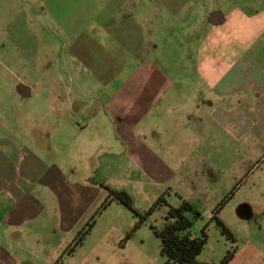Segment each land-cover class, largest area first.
<instances>
[{
  "label": "crops",
  "instance_id": "obj_1",
  "mask_svg": "<svg viewBox=\"0 0 264 264\" xmlns=\"http://www.w3.org/2000/svg\"><path fill=\"white\" fill-rule=\"evenodd\" d=\"M85 1L84 8L73 7L74 18L66 29L72 35L73 65L86 70L88 81L96 85L87 96L63 92L60 74L55 75L57 87L37 92L40 81L48 83L40 68L35 83L25 66L16 70L0 57L6 69L0 73V114L9 104L22 101L30 109L29 99L37 95L48 99L53 115L38 130L25 124L26 146L10 133L0 138V264H38L46 204L39 194L54 192L58 201L49 203L62 226L63 221H73L85 191L97 194L99 201L106 196L101 185L98 189L88 179L61 182L60 167L40 156L39 149L49 147V132L62 122L74 129L77 143L83 145L103 144L104 137L108 142L112 136L133 161L134 174L162 184L174 182L182 194L175 193L177 200L186 199L196 209L205 204L212 214L218 202H209V183L220 173L221 161L230 160V169L243 176L264 154L259 147L264 146V4L249 3L264 0H240L246 2L241 6L239 0H217L216 8L206 5L209 0ZM136 32L147 37L164 33L169 40L174 39L170 34H182L177 39L182 67L175 68L172 59L164 67L155 58L158 45L145 36L138 38ZM92 33L122 37L105 46ZM78 115L86 121L73 120ZM98 150L89 153L82 173L94 170ZM226 205L217 217L228 225L222 215ZM243 209L249 212V221L261 220L260 206L249 203ZM84 223L76 226L72 237ZM31 236L38 242L22 243L23 256L11 252L10 243ZM253 250L249 246V264L256 258ZM50 258L48 264L58 257Z\"/></svg>",
  "mask_w": 264,
  "mask_h": 264
},
{
  "label": "rangeland",
  "instance_id": "obj_2",
  "mask_svg": "<svg viewBox=\"0 0 264 264\" xmlns=\"http://www.w3.org/2000/svg\"><path fill=\"white\" fill-rule=\"evenodd\" d=\"M218 3L217 0H209L206 5L216 8L219 7ZM236 3L241 6L246 2L239 0ZM249 3L257 7L264 4L263 1ZM86 4L85 0H0V57L16 70L20 69V65L25 66L26 70H29L28 77L35 83L39 77L36 68H40L42 77H45L48 83L40 81L36 86L39 90L37 92H50L49 86L56 85L55 75L60 74L63 92H84L83 94L87 96L88 92L94 91L96 85L92 86V82L88 81L86 70H80L73 65L72 35L66 29L74 18L73 15L70 16L71 13H75L73 7L80 9ZM141 35L145 36L138 32L135 34L138 38H141ZM170 35L174 37L173 40H169L168 35L164 33H153L144 38L158 45L155 58L164 67L168 59H172L177 62L174 67L181 68L182 65L179 64L181 53L178 46L180 40L177 39H181L182 34ZM92 36L105 46L117 44L118 41H113V38L122 37L121 35L117 37V33L109 35L92 33ZM5 71V67L0 64V73L5 74ZM117 84L118 80L114 82V85ZM29 104L30 109L27 108L26 101L9 104L5 112L0 114V138L10 133L15 140L26 146V140L22 138L28 131L25 124L29 123L32 130L33 128L38 130V125L43 123V120L53 119L48 109V99L45 100L44 96H31ZM72 117L80 124L86 121L83 115ZM66 120L70 122L69 118ZM77 137L74 129L62 122L57 130L51 134L49 132L47 141L49 147L43 146L39 149L40 156L46 163L60 167L64 174L61 182L67 180L71 184H76L88 179L97 185L98 189L101 184H106L111 188L124 190L131 195L133 206L139 212L148 210L162 194H165L168 204L172 206L180 204V197L178 196L177 200L175 193L182 194L176 191V184L174 182H170L169 185L162 184L143 173L134 174L133 161L127 157L124 146L112 140V136L108 142L106 141L108 138L104 137L103 144L85 145L80 140L77 143ZM259 147L264 150V146ZM97 148L99 152L95 156L94 170L91 173L86 171L82 173L80 167L89 162L87 161L89 153ZM207 162L205 160V163ZM229 163L230 160H222L218 170L220 173L217 172L215 180L211 179L209 197L212 198L209 202L215 201L218 205L227 197L225 201L227 205L222 215L227 220L228 225H225L234 234L236 242L231 243L222 234L217 222L212 219L213 214L206 210L205 204L204 206L194 204L198 205L201 217L194 220L190 232L200 236L202 229H205L207 236L198 260L217 263L226 251L233 247L235 253L228 264H249L247 252L249 246H252L253 252L256 251V258L252 264H264V191H261L264 187V154L249 166V169L253 167L254 170L252 172L248 170L243 176H238L235 170L230 169ZM73 165L76 166V170ZM103 190L107 194L106 189H100L101 192ZM39 196L46 204L40 221L42 233L39 235V245L42 254L40 253L36 261L38 264H48L51 256L59 257L73 239L76 226L86 223L102 200L99 201L97 194L85 191L79 207L74 212L73 221H63L62 226L57 222L56 212L50 205L53 200L58 201L54 192L47 190ZM249 203L262 208L261 220L249 221V212L243 209L244 205ZM167 209L168 206L165 204L154 209L146 222L122 244L137 218L128 207L113 201L96 216V223L83 244L78 246L73 254L65 255L57 264H164L165 257L161 256L159 251V238L151 226L157 228L162 226ZM36 242H38L36 238L31 236L20 242L10 243L9 248L16 255L23 256L22 250L19 249L22 243L33 246ZM54 261L53 259L51 264Z\"/></svg>",
  "mask_w": 264,
  "mask_h": 264
},
{
  "label": "trees",
  "instance_id": "obj_3",
  "mask_svg": "<svg viewBox=\"0 0 264 264\" xmlns=\"http://www.w3.org/2000/svg\"><path fill=\"white\" fill-rule=\"evenodd\" d=\"M101 185L107 190L105 198L87 222L77 231L71 242L63 249L62 253L53 264L61 262L65 255L73 254L76 248L83 244L96 223V216L113 201L122 203L128 207L137 218L132 229L124 237L122 244L131 237L132 233L137 228L146 222L148 216L154 209L163 204L168 206L162 226L160 228L151 226L154 234L159 238V251L160 255L165 257L164 264H228L233 258L235 248L231 247L217 263L198 260V256L206 244L207 236L205 229H202L200 236H193L191 234L190 228L193 226L194 220L201 217V214L188 200L180 198V204L178 206H172L167 203L165 194H162L148 210L139 212L134 208L133 199L126 191L111 188L106 184ZM226 200L227 197L222 199L220 203L214 207L212 219L217 222L222 234L227 240L231 243H235L236 239L232 231L217 217L218 211Z\"/></svg>",
  "mask_w": 264,
  "mask_h": 264
}]
</instances>
